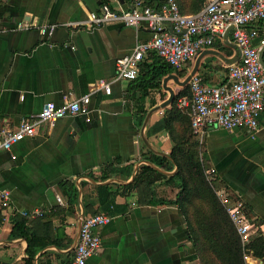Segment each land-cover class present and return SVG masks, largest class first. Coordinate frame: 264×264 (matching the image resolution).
Returning <instances> with one entry per match:
<instances>
[{
	"label": "crops",
	"instance_id": "1",
	"mask_svg": "<svg viewBox=\"0 0 264 264\" xmlns=\"http://www.w3.org/2000/svg\"><path fill=\"white\" fill-rule=\"evenodd\" d=\"M131 1L0 0L1 128H16L23 118L39 113L47 103L63 107L87 95L91 96L92 119L87 123L82 116H68L54 127L43 125L34 137L26 138L11 152H0V192L11 193L10 209L0 205V264H24L29 259L27 241L11 239V233L13 215L32 210L47 216L33 222L31 227L37 233L44 234L43 224L50 222L53 235H60L63 245L66 239L71 240L66 249L49 247L38 253L33 264H70L82 216L99 212L107 213L111 221L99 229L102 244L91 264H199L187 237L186 220L176 207L140 206L136 197L122 196V190L110 200V206L101 205L106 193L99 188L108 186L116 193L118 187L132 183L139 167L148 164L142 156L148 150L162 156L172 151L164 124L168 107L154 112L145 128L144 137L151 148L142 138V127H138L140 107L148 115L170 98L163 82L162 91L152 90L136 104L130 96L131 89L139 95L138 84L117 80L116 74L117 60L139 43L151 40L153 33L145 26L134 29L113 24L76 30L67 25L86 21L105 4L114 10L128 9ZM20 23L31 27L19 30ZM50 25L57 26L55 32L43 37L40 28ZM252 26L264 27V21ZM256 31L264 39V30ZM232 45L230 33L226 41L217 39L211 48L200 51L179 71L181 77L172 74L185 80L204 55L198 72L204 84L219 86L227 81L232 64L206 52L215 50L235 59L237 52ZM100 80L111 84V95L95 90ZM168 86L176 95L182 90L174 80ZM203 157L228 190L243 201L250 223L264 236V112L253 134L245 129H208ZM129 167L133 170L130 176L126 171ZM63 182L77 187L75 204L63 194ZM176 192L166 185L157 189L159 197L168 199H174Z\"/></svg>",
	"mask_w": 264,
	"mask_h": 264
},
{
	"label": "built area",
	"instance_id": "2",
	"mask_svg": "<svg viewBox=\"0 0 264 264\" xmlns=\"http://www.w3.org/2000/svg\"><path fill=\"white\" fill-rule=\"evenodd\" d=\"M260 21H264V0H208L204 8L193 15L182 14L176 0H155L153 5H148L145 0H132L128 9L114 10L105 4L99 11L90 13L86 21L67 25L76 30H94L113 24L134 29L145 26L150 30L153 33L151 40L139 43L131 53L117 60V80L127 82L138 78L147 55L154 53L173 69L180 71L200 51L211 48L217 39L223 38L227 30L233 27L230 33L234 44L241 51V58L228 67L227 81L219 86H208L204 84L203 75L197 72L189 83L191 98L182 97L178 101L179 108H190L194 135L204 142L210 128L226 131L245 129L250 134L259 129V117L264 112V67L260 61L264 39L260 38L258 31L248 30L245 26ZM170 26L175 33L170 32ZM30 27L28 23L18 25L19 30H28ZM56 28L53 25L44 26L40 28V33L43 37H49ZM255 41H259L258 46L254 45ZM94 88L107 95L112 93L111 84L105 80H100ZM90 114V95L67 102L63 107L47 103L39 113L23 118L14 129L0 126V152H11L14 146L26 138L34 137L43 125L54 127L68 116H82L87 123H91ZM214 173L210 171V174ZM220 199L246 247L259 234V229L250 223L243 201H231L227 194H222ZM58 201L62 203L60 198ZM0 205L4 210L10 209L9 191L0 192ZM21 215L37 219L43 216V212L32 210ZM110 221V216L105 212L81 219L79 240L74 260L70 264H91L90 259L102 244L99 229ZM244 260L246 264H264L263 259L248 251Z\"/></svg>",
	"mask_w": 264,
	"mask_h": 264
},
{
	"label": "trees",
	"instance_id": "3",
	"mask_svg": "<svg viewBox=\"0 0 264 264\" xmlns=\"http://www.w3.org/2000/svg\"><path fill=\"white\" fill-rule=\"evenodd\" d=\"M145 1L148 5L155 3V0ZM176 1L184 15L200 12L207 2V0ZM174 72L181 77L179 71L152 53L149 60L143 61L139 76L133 81L138 84L139 95L131 89L130 98L138 104L149 95L150 91H162L163 79ZM182 97L191 98L190 85L182 88L172 105L164 112L165 132L172 143L170 155L162 156L148 150L142 155L148 164H142L139 167L132 183L118 187L116 193L111 192L108 186L99 188L106 193V198L101 205L110 206L112 204L110 200L115 199V195L122 190V196L136 197L137 204L140 206L176 207L186 220L187 237L196 252L199 264H246L244 260L246 251L262 260L264 259V236L262 232H259L246 247L243 246L220 196L227 194L231 201L238 198L228 190L215 173L210 174L211 166L203 157L204 142L194 135L192 129L190 108L178 106V101ZM138 113H140L138 127L141 128L148 111L140 107ZM175 169V173L169 176L168 173ZM126 171L130 176L132 167L127 168ZM107 178L108 176L105 177ZM161 185L176 189L175 198L159 197L157 189ZM60 187L70 204L78 201L79 191L75 184L63 182ZM245 213L249 215L247 207H245ZM46 217L43 213L42 217L34 221H30L21 214H16L12 218L14 227L11 239L21 238L28 243L29 259L24 264H33V259L38 253L49 247L66 249L71 245V240L66 239L67 243L63 245L61 236L53 235L50 222L43 224L44 234L37 233L31 227L33 222H41Z\"/></svg>",
	"mask_w": 264,
	"mask_h": 264
},
{
	"label": "water",
	"instance_id": "4",
	"mask_svg": "<svg viewBox=\"0 0 264 264\" xmlns=\"http://www.w3.org/2000/svg\"><path fill=\"white\" fill-rule=\"evenodd\" d=\"M245 28H246V29L264 30V27H262V26H252V25H250V26H245ZM169 29H170V32H171V33H175L174 30H173V27H172V26H170ZM232 29H233V27L229 28V29L227 30L226 34L224 35L223 38H224L225 41L228 39V36H229V34H230V32H231ZM183 33H185V32H183ZM232 47H233V48L236 50V52H237V55H236L235 59H227V58H225L222 54H220L218 51H215V50L207 51L206 54H211V55H213V56H216V57L222 59L223 61H225V62H227V63H229V64H234V63H236V62L239 60L240 55H241V51H240V49H239L237 46H235V45H232ZM203 56H204V55H202V56H200V57L198 58V60H197V62H196V65H195L194 69L192 70L191 74H190L185 80L181 81L180 78H179L177 75H175V74H170V75H168V76L163 80V88H164L166 91H168V92L170 93V98H169L166 102H164L163 104L157 106L154 110H152V111L147 115L146 120H145V122H144V124H143V126H142V129H141V131H142V138H143L144 142L146 143V145H147L149 148H151V147L149 146V144H148L147 141L145 140V137H144V131H145V128L147 127V125H148V123H149V120H150L152 114H153L154 112H156V111H160V110H162V109H166L167 107L171 106L172 103H173L174 100H175V97H176L175 91H174L171 87L168 86V82H169L170 80H174V81L176 82V84H177L178 86L182 87V88H184V87H186L187 85H189L192 76H193L195 73L198 72L199 65H200V62H201ZM260 61H261L262 66L264 67V48H262L261 51H260ZM161 155H164V154H161ZM82 218H83V216H82ZM80 227H81V221H80ZM80 227H79V229H80ZM78 240H79V233H78V237H77V239H76V241H75V243H74L73 249H75Z\"/></svg>",
	"mask_w": 264,
	"mask_h": 264
}]
</instances>
